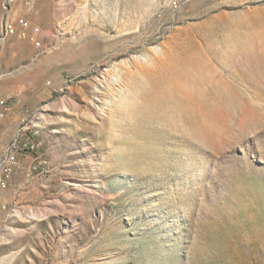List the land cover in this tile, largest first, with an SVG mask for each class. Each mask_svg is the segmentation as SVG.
I'll return each mask as SVG.
<instances>
[{
  "label": "rangeland",
  "instance_id": "rangeland-1",
  "mask_svg": "<svg viewBox=\"0 0 264 264\" xmlns=\"http://www.w3.org/2000/svg\"><path fill=\"white\" fill-rule=\"evenodd\" d=\"M11 5L0 264H264V0Z\"/></svg>",
  "mask_w": 264,
  "mask_h": 264
},
{
  "label": "built area",
  "instance_id": "built-area-1",
  "mask_svg": "<svg viewBox=\"0 0 264 264\" xmlns=\"http://www.w3.org/2000/svg\"><path fill=\"white\" fill-rule=\"evenodd\" d=\"M14 1L16 0H8V2L3 4L4 13L0 21V41L16 36L26 40L36 50L42 51L43 41L40 27L31 23L25 14H18L11 5V2ZM25 4L30 5L31 0H25ZM173 5L174 8L178 7L176 3ZM9 104L7 97L0 98V121L8 111ZM26 119L27 113L25 112L21 117V122L24 124ZM24 129L22 125L18 130L17 137L5 145L4 151L0 156V192L7 188L12 174L19 165V156H23L26 152L34 153L37 151V144L27 139V137L24 138Z\"/></svg>",
  "mask_w": 264,
  "mask_h": 264
},
{
  "label": "bare ground",
  "instance_id": "bare-ground-1",
  "mask_svg": "<svg viewBox=\"0 0 264 264\" xmlns=\"http://www.w3.org/2000/svg\"><path fill=\"white\" fill-rule=\"evenodd\" d=\"M28 139V138H27Z\"/></svg>",
  "mask_w": 264,
  "mask_h": 264
}]
</instances>
